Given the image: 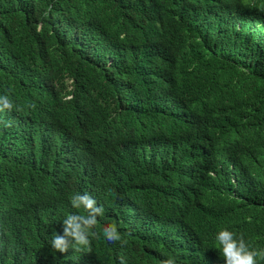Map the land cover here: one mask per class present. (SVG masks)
Wrapping results in <instances>:
<instances>
[{"label":"trees","instance_id":"16d2710c","mask_svg":"<svg viewBox=\"0 0 264 264\" xmlns=\"http://www.w3.org/2000/svg\"><path fill=\"white\" fill-rule=\"evenodd\" d=\"M4 93L0 197L24 224L0 227V264H63L76 193L140 264H225V228L264 250V0H0Z\"/></svg>","mask_w":264,"mask_h":264},{"label":"clouds","instance_id":"9594fccd","mask_svg":"<svg viewBox=\"0 0 264 264\" xmlns=\"http://www.w3.org/2000/svg\"><path fill=\"white\" fill-rule=\"evenodd\" d=\"M258 14L263 12L258 10ZM0 96V113L11 111L13 103L4 93ZM17 111H21L18 106ZM7 127H11V121L7 122ZM63 194L51 197L43 205L38 218L51 217L60 207L59 200ZM71 210L67 213L63 222L56 228L50 241L49 248L56 255L64 258L63 264H136L139 259L135 251L116 246L115 242L122 245L127 244L121 234L118 232L115 224L106 225L102 234L93 233L97 221H103L104 207L99 203L97 198L88 193H76L70 197ZM121 205H114V209L118 210ZM135 211L138 207L134 208ZM122 212L120 211V214ZM152 205L146 204L144 208L143 221L148 222L152 216ZM7 225L9 232L21 227L24 224L23 213L11 205L5 197H0V227ZM104 223H107L104 222ZM100 245L104 260L99 262L91 253L94 246L90 245L92 236L99 237ZM90 237V238H89ZM185 235L180 230V241L183 244H189L184 240ZM3 240V237L0 241ZM216 241L222 253L225 264H259L260 258L264 259V250H255L246 243L244 238H236L235 234L228 229H222L216 234ZM219 264V260L215 262ZM161 264H176L175 258L169 257L161 261Z\"/></svg>","mask_w":264,"mask_h":264}]
</instances>
